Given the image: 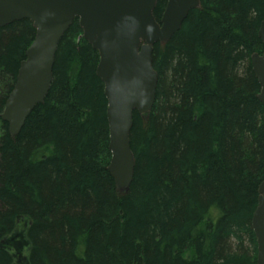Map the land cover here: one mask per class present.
<instances>
[{"label":"trees","instance_id":"16d2710c","mask_svg":"<svg viewBox=\"0 0 264 264\" xmlns=\"http://www.w3.org/2000/svg\"><path fill=\"white\" fill-rule=\"evenodd\" d=\"M262 23L264 0H200L155 45L157 98L134 114L124 192L109 172L100 56L79 20L16 137L2 114L37 30L28 20L0 28V264H257L264 104L251 60L264 52Z\"/></svg>","mask_w":264,"mask_h":264},{"label":"water","instance_id":"95a60500","mask_svg":"<svg viewBox=\"0 0 264 264\" xmlns=\"http://www.w3.org/2000/svg\"><path fill=\"white\" fill-rule=\"evenodd\" d=\"M160 0H0V28L31 21L37 30L27 51L17 82L6 103L2 120L12 137L44 103L53 82L59 44L78 19L84 38L100 56L97 75L105 86L112 154L109 172L119 191H127L135 175L131 149L134 114L148 115L156 102L159 77L153 67L156 44L170 41L182 28L200 0H168L158 22L154 16ZM264 44V23L259 31ZM264 104V52L252 57ZM252 219L257 239V264H264V181Z\"/></svg>","mask_w":264,"mask_h":264},{"label":"rangeland","instance_id":"374dc122","mask_svg":"<svg viewBox=\"0 0 264 264\" xmlns=\"http://www.w3.org/2000/svg\"><path fill=\"white\" fill-rule=\"evenodd\" d=\"M20 237L18 236V237H16V238H14V240H12L11 241V248L13 249V250H15V248H19V246H20ZM24 246L25 245H22L20 248H21V250H22V252L24 251ZM23 254H25V252H23Z\"/></svg>","mask_w":264,"mask_h":264}]
</instances>
